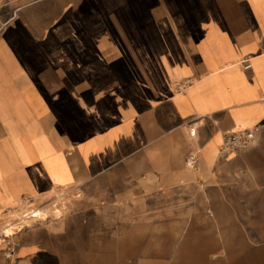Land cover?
Here are the masks:
<instances>
[{"label":"crops","instance_id":"crops-1","mask_svg":"<svg viewBox=\"0 0 264 264\" xmlns=\"http://www.w3.org/2000/svg\"><path fill=\"white\" fill-rule=\"evenodd\" d=\"M24 199L39 214L3 235ZM245 211L264 0H0V264H254Z\"/></svg>","mask_w":264,"mask_h":264},{"label":"rangeland","instance_id":"rangeland-1","mask_svg":"<svg viewBox=\"0 0 264 264\" xmlns=\"http://www.w3.org/2000/svg\"><path fill=\"white\" fill-rule=\"evenodd\" d=\"M80 194V193H78ZM234 203H237L239 206L241 205H247L250 202L248 201V197L245 194L238 193L237 195L235 194L233 196ZM25 199L22 201V203H25ZM65 200L63 199L62 201H59L60 204H63ZM253 204V203H252ZM61 207V206H60ZM57 206V208H54V210H58L60 208ZM34 206H31L29 208L26 207V209H34ZM55 210V211H56ZM54 211V212H55ZM60 213V210H58ZM16 217H17V222H25L26 219L22 217L23 211H17L15 212ZM60 215V214H59ZM254 217V218H253ZM238 218L240 221L245 220V219H254L255 221V227L251 226L249 228L242 227L240 228V235L244 234L247 236L248 243L246 244H239V247L241 248L242 246H246L247 249L249 250L250 255L253 256V263L254 264H264V227L262 226V223L264 222V212H255V213H249V212H239L238 213ZM258 223H260V226H258ZM20 226V225H19ZM1 233V231H0ZM1 238V236H0ZM241 255V254H240ZM241 262V261H240Z\"/></svg>","mask_w":264,"mask_h":264},{"label":"built area","instance_id":"built-area-1","mask_svg":"<svg viewBox=\"0 0 264 264\" xmlns=\"http://www.w3.org/2000/svg\"><path fill=\"white\" fill-rule=\"evenodd\" d=\"M257 130H258V127H252L250 129H243L237 132L227 133L221 145L219 146L218 153L219 154L240 153L246 150L251 145ZM186 165L191 168H194L195 155L193 153H190L187 156ZM25 201H26L25 203H26L27 208L32 206V202L29 199H25ZM25 219H29V217Z\"/></svg>","mask_w":264,"mask_h":264},{"label":"bare ground","instance_id":"bare-ground-1","mask_svg":"<svg viewBox=\"0 0 264 264\" xmlns=\"http://www.w3.org/2000/svg\"><path fill=\"white\" fill-rule=\"evenodd\" d=\"M38 214H39V209H26V210L23 211L22 217L24 216L23 218H27V217H31L33 215H38ZM59 214L60 213H59L58 210H56L55 212H53L54 217L59 216ZM18 224H21V222L7 224V226L2 231L3 235H10V234H12L15 229L20 228V226Z\"/></svg>","mask_w":264,"mask_h":264}]
</instances>
